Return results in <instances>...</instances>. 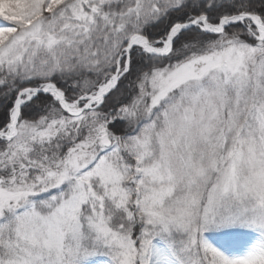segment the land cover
<instances>
[{"label": "snow or ice", "instance_id": "6c2138e0", "mask_svg": "<svg viewBox=\"0 0 264 264\" xmlns=\"http://www.w3.org/2000/svg\"><path fill=\"white\" fill-rule=\"evenodd\" d=\"M0 264H264V0H0Z\"/></svg>", "mask_w": 264, "mask_h": 264}]
</instances>
